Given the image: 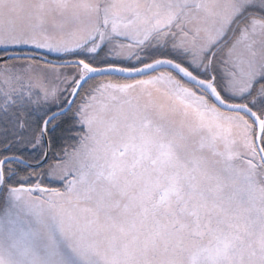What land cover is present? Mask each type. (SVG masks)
<instances>
[{
    "label": "snow or ice",
    "instance_id": "6c2138e0",
    "mask_svg": "<svg viewBox=\"0 0 264 264\" xmlns=\"http://www.w3.org/2000/svg\"><path fill=\"white\" fill-rule=\"evenodd\" d=\"M0 264H264V0H0Z\"/></svg>",
    "mask_w": 264,
    "mask_h": 264
}]
</instances>
